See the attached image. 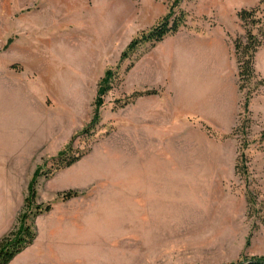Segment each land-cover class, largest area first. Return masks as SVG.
<instances>
[{
	"label": "rangeland",
	"instance_id": "obj_1",
	"mask_svg": "<svg viewBox=\"0 0 264 264\" xmlns=\"http://www.w3.org/2000/svg\"><path fill=\"white\" fill-rule=\"evenodd\" d=\"M261 1L183 0L186 27L140 44L120 64L86 138L77 134L92 119L105 72L173 0H0V239L39 167L35 203L51 205L15 264L264 256V87L251 85L245 115L234 52L244 36L238 13ZM255 70L263 79L264 47ZM146 90L158 94L132 98ZM155 108L159 126L147 127L143 115ZM246 117L249 127L233 135ZM72 139L86 154L57 169L54 158ZM70 190L80 195L59 196Z\"/></svg>",
	"mask_w": 264,
	"mask_h": 264
},
{
	"label": "trees",
	"instance_id": "obj_2",
	"mask_svg": "<svg viewBox=\"0 0 264 264\" xmlns=\"http://www.w3.org/2000/svg\"><path fill=\"white\" fill-rule=\"evenodd\" d=\"M183 0H173L169 7L168 13L160 21V23L148 32L141 33L127 46L126 50L121 54L120 61L115 68L105 72L104 77L98 84L96 99L94 102V110L91 121L77 134L86 138L93 136L96 127L100 123V110L104 105V98L112 89L115 81L116 72L120 68V64L142 43H151L155 45L164 40L169 35L177 34L187 24V14L181 9L180 5ZM238 19L243 27L244 36L237 37L234 40V52L237 62V84L238 91L244 94L243 112L249 114V104L253 97L251 90L252 84H260L264 87V78L258 80L255 70V58L260 50L264 47V0L252 9H244L238 13ZM155 90H146L144 92H136L132 98H139L149 95H157ZM130 99L126 100L123 106L131 103ZM122 106V107H123ZM250 120L245 118L236 128L233 129V135L240 134L249 127ZM241 130V131H240ZM77 137V136H76ZM75 139V137H74ZM67 145L61 152L57 154L54 161L57 162V169L69 168L86 154L81 151H73L72 142ZM243 153H240L238 162H241ZM238 169V165L236 166ZM42 175V168L39 167L33 174L28 185L27 196L24 201V207L18 217L16 225L0 239V264H10L19 254L30 247L36 240L37 234L34 227V220L43 213L51 210V205L36 204L37 185L39 177ZM77 191H64L59 194L63 200H70L78 197ZM227 264H264V256L248 257L244 256L240 260Z\"/></svg>",
	"mask_w": 264,
	"mask_h": 264
},
{
	"label": "crops",
	"instance_id": "obj_3",
	"mask_svg": "<svg viewBox=\"0 0 264 264\" xmlns=\"http://www.w3.org/2000/svg\"><path fill=\"white\" fill-rule=\"evenodd\" d=\"M217 34V33H216ZM212 34L211 33H208V35H207V37L208 36H211ZM218 38H223V36H221L220 34H217L216 35ZM154 103V102H153ZM158 108V107H157ZM181 108V107H180ZM154 110V109H153ZM153 110H150V112H148V114L147 115H143V117L146 119V124H147V127H151L152 126V128H154V126H156V128L159 126V118H158V113H159V110L158 109H156L155 108V111H153ZM152 112V113H151ZM153 112H155V115H154V113ZM155 116H157L156 118H155ZM206 116V115H205ZM155 118V119H154ZM206 118H209V119H211V117H206ZM213 119V118H212ZM216 120V119H215ZM217 121V120H216ZM220 120H218L217 122H219ZM220 123V122H219ZM153 131L155 130V129H152ZM156 135H158L157 134V132L156 133H154V134H152V136L151 137H153L152 139H154V136H156ZM154 151H156V150H153V148L152 149H150L149 150V152H151V153H154ZM3 165V163L1 164V166ZM25 252V250L21 253V254H19L10 264H15L16 262H17V260L19 259V257L21 256V255H23V253Z\"/></svg>",
	"mask_w": 264,
	"mask_h": 264
}]
</instances>
